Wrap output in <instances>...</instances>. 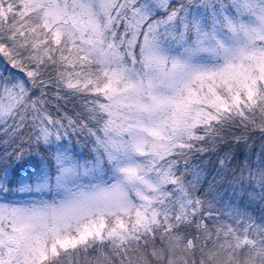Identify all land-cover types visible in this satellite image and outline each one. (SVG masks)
Segmentation results:
<instances>
[{"label": "snow or ice", "instance_id": "snow-or-ice-1", "mask_svg": "<svg viewBox=\"0 0 264 264\" xmlns=\"http://www.w3.org/2000/svg\"><path fill=\"white\" fill-rule=\"evenodd\" d=\"M257 130L264 0H0V264H264V217L190 165Z\"/></svg>", "mask_w": 264, "mask_h": 264}, {"label": "trees", "instance_id": "trees-1", "mask_svg": "<svg viewBox=\"0 0 264 264\" xmlns=\"http://www.w3.org/2000/svg\"><path fill=\"white\" fill-rule=\"evenodd\" d=\"M180 2L187 3V0H171L174 5ZM36 94L39 95L38 90ZM47 99L49 100L48 111L54 118L63 116L65 113L75 118L81 112L80 103L77 100L71 98L57 100L52 93H49ZM71 139L72 143L76 145V151L88 152L91 148V144L85 145L84 136H73ZM3 151V147H0V157H2ZM225 153L230 156V160L226 167L221 168L219 161ZM261 157H264V137L258 130L249 133L246 144L241 142L237 145L230 140L227 146L217 152L193 154L190 158V165L193 170L199 173L198 194L206 199H211V195H217V200L222 198L224 201H230L233 206H239L257 219L264 217V199H261L258 194L259 188L254 189L248 185L247 181L243 185L238 182L240 170L245 161L255 169ZM7 163L12 165V161ZM4 164L5 161L0 159V167H3ZM245 175H247V170H245ZM188 179L193 180L195 177L189 174ZM210 186L211 193L205 196L206 193H209ZM224 207L225 205L220 203L215 205L217 211H223Z\"/></svg>", "mask_w": 264, "mask_h": 264}]
</instances>
